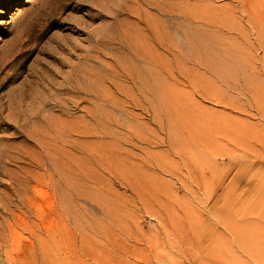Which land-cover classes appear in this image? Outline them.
<instances>
[{"label": "rangeland", "instance_id": "374dc122", "mask_svg": "<svg viewBox=\"0 0 264 264\" xmlns=\"http://www.w3.org/2000/svg\"><path fill=\"white\" fill-rule=\"evenodd\" d=\"M150 1L0 0V264H190L192 217L264 214V0L158 1L187 57Z\"/></svg>", "mask_w": 264, "mask_h": 264}, {"label": "bare ground", "instance_id": "6f19581e", "mask_svg": "<svg viewBox=\"0 0 264 264\" xmlns=\"http://www.w3.org/2000/svg\"><path fill=\"white\" fill-rule=\"evenodd\" d=\"M148 1H150V0H148ZM152 1H154V0H152ZM152 1H150V4L152 3ZM158 1H160V0H157L155 7H157V10L159 11L160 15L163 16L164 18H169L171 21L174 22V24L176 23L175 24V30L179 36H182V38H179V39H182V40L184 39V42H182V41L178 42L174 39L175 37L174 38H172L173 36L171 37L170 31L166 32L165 29L163 28L162 33H160L159 30H157L156 32H159V33H157L158 35H157L156 39L158 40L157 44L159 45L160 49L163 52L168 53V54L175 56V57L179 56L181 54H183V57H184V55H186V57H187L188 53H191L193 55V54H196V51L200 53V51H199L200 49L198 50L197 49L198 47L196 45V40L199 38L196 39V34H195L199 30L195 31L194 27L196 25H194V23H192L194 21V18H196V17H194L195 13L188 10V13H189L191 20L188 21L189 24H185L184 21H183L184 23L182 22V19L188 18V14H187V12H185V9L187 11L186 7L183 10H179V9L177 10V8L175 9V8H172L171 6H169V4L166 3L167 1H165L164 3H163V1L162 2H158ZM7 5H9V4H6V6ZM181 5H184V2ZM189 7L191 8V7H193V5L189 6ZM190 8H188V9H190ZM248 16H249V14H248ZM250 16L251 17H249V19H253V15L250 14ZM192 25H194V26H192ZM251 25L253 26L252 23H251ZM151 27H153V26H151ZM195 29H196V27H195ZM254 29H256V28H254ZM153 30H155V28ZM258 36H259L258 41L260 43V46L264 49V33L262 30L259 31ZM185 42H187V44H186V46H185V44L183 46L182 44ZM144 52L146 53V50ZM144 52H143V54H144ZM185 52L187 54H185ZM199 53H197V54L199 55ZM192 55H190V56H192ZM194 56H196V55H194ZM144 58H142V59H144ZM151 59H154V58L150 57V60ZM181 59H183V58H181ZM186 60L188 62L189 59H186ZM191 60L193 62V59H191ZM144 61H145V59H144ZM146 62H149V61H146ZM179 62L181 64V62H185V61L182 60ZM188 63H190V65H191V62H188ZM151 65H153V64H151ZM151 68L153 69V66ZM177 68H178V66H177ZM85 77H86V75H85ZM87 79L88 78L86 77V80ZM89 80L90 79H88V82H89ZM89 83H91V82H89ZM88 86H89V84H88ZM60 87H61V89H59V90H61L62 92H65L67 95V92L69 91V80L65 79L64 83L61 84ZM58 93L60 94V92H58ZM56 96H58V95H56ZM105 96L106 95H104V98H105ZM53 98H55V97H53ZM64 99H68V98H64ZM53 101H55V100H53ZM58 103H60V102H58ZM63 105H67V104H63ZM148 112H149V110H148ZM64 116H66V115H64ZM42 148H45V147H42ZM54 157L57 158L56 156H54ZM57 163H56V159H51L48 163L49 169H47V174L49 177L47 179H48L49 183L52 185L55 184L54 183V181H55L54 177L55 176L53 175L54 173H52V171L57 170L59 176L62 175V171L59 170V167H58L59 165L57 166ZM21 187L23 188V185ZM21 187L19 186L16 188V190H14V191H16L15 192L16 197L19 200V203L17 205H15V208L17 207L16 210H19V211L20 210L22 211V203H24L22 200H25L27 197V195H26L27 192L25 190L24 191L26 193H24V191L22 192ZM13 209L11 208V203L8 204V202H7V205H6L7 211L6 212L7 213L9 212V214H11V216H13V214L15 213V212H13V211H15ZM215 220H217L219 222V224L221 225V227L224 231V234L226 232V233L230 234V237L226 236L227 234L224 235V234L219 233V232L215 233V231H214L215 234L211 235V234L207 233L208 235L206 236V234L204 233L205 229H204V231H202V229H200V225L204 224L205 221H210V220H204L202 218H198V216L192 217L190 220V224L187 226L186 231L182 234V237H181V244L185 248L184 249V256H185V259L188 263H190V264H264V214H257V215H252V216L251 215H249V216L248 215H240V213H239V215L226 214V215H219L218 217L216 216ZM6 223H8V221H6V220L1 222V227L3 228V230L0 231V250L3 248V246L5 244V240H6L4 233H3V231L5 230V224ZM15 225L16 224H13V222L10 221L11 229L16 228Z\"/></svg>", "mask_w": 264, "mask_h": 264}]
</instances>
